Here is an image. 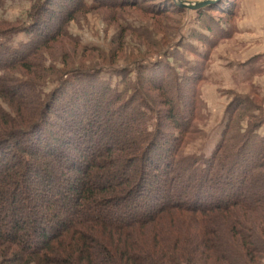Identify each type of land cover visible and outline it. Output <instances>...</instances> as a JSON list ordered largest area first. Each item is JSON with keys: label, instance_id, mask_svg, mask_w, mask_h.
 Returning <instances> with one entry per match:
<instances>
[{"label": "trees", "instance_id": "obj_1", "mask_svg": "<svg viewBox=\"0 0 264 264\" xmlns=\"http://www.w3.org/2000/svg\"><path fill=\"white\" fill-rule=\"evenodd\" d=\"M73 1L57 13L45 0L26 27L0 19V264H261L264 112L238 99L212 155L190 159L180 148L192 122L172 97L180 134L170 146L160 125L151 131L144 103L105 98L110 81L81 72L49 94L43 71L53 69L38 61L86 8ZM142 2L186 9L174 0L112 4ZM219 3L194 11L235 13V2ZM19 33L26 39L14 42Z\"/></svg>", "mask_w": 264, "mask_h": 264}, {"label": "rangeland", "instance_id": "obj_2", "mask_svg": "<svg viewBox=\"0 0 264 264\" xmlns=\"http://www.w3.org/2000/svg\"><path fill=\"white\" fill-rule=\"evenodd\" d=\"M44 1L7 0L0 19L18 27L29 26ZM112 1L84 0L86 8L70 22L69 36L60 37L42 52L38 62L53 69L43 71L46 79L52 75L44 88L49 94L64 82L79 81L76 77L81 72L92 74L88 79L110 81L113 90L105 98L112 100L120 93L119 105L144 103L153 111L148 121L151 131L160 125V139L170 146L174 145V138L167 140L170 135L180 134L169 117L172 97L192 122L180 148L181 156L190 159L212 155L221 139L229 106L238 99L254 102L252 112L261 116L264 0H218L223 10L231 9L235 2V13L208 10L202 17L194 10L174 9L171 4L161 6L159 12V6L153 7L151 2L118 8ZM66 3L54 0V11L63 12ZM207 26L217 31H209ZM22 39L26 34L14 36V42ZM55 69L64 71L60 78L53 76ZM153 82L163 84V91L157 90ZM179 119L183 123L182 115ZM247 123L249 120H244L242 127L247 128ZM257 131L259 140L264 138V124Z\"/></svg>", "mask_w": 264, "mask_h": 264}, {"label": "water", "instance_id": "obj_3", "mask_svg": "<svg viewBox=\"0 0 264 264\" xmlns=\"http://www.w3.org/2000/svg\"><path fill=\"white\" fill-rule=\"evenodd\" d=\"M180 7L190 10H197L206 7L218 0H201V1H189V0H174Z\"/></svg>", "mask_w": 264, "mask_h": 264}]
</instances>
